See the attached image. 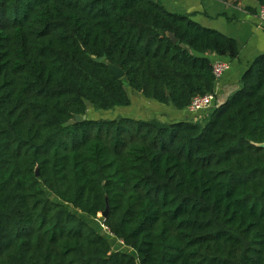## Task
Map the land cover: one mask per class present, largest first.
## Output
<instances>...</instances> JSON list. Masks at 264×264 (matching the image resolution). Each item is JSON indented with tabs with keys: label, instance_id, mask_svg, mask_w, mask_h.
<instances>
[{
	"label": "trees",
	"instance_id": "16d2710c",
	"mask_svg": "<svg viewBox=\"0 0 264 264\" xmlns=\"http://www.w3.org/2000/svg\"><path fill=\"white\" fill-rule=\"evenodd\" d=\"M206 54L238 46L153 0H0V264H264V55L201 122L87 118L124 84L187 109ZM106 208L134 256L71 212Z\"/></svg>",
	"mask_w": 264,
	"mask_h": 264
},
{
	"label": "crops",
	"instance_id": "0c3cea01",
	"mask_svg": "<svg viewBox=\"0 0 264 264\" xmlns=\"http://www.w3.org/2000/svg\"><path fill=\"white\" fill-rule=\"evenodd\" d=\"M153 1L159 2L166 11L172 14L190 16L191 20L200 26L215 30L236 41L238 46V58L236 60L205 55L212 64L216 62L229 64V69L222 74L215 84L213 105V111H215L240 89V80L248 67L256 58L264 55V23L257 15L260 4L257 0ZM137 98L139 105H134L130 100L131 104L128 107L129 109L133 107V112L136 114L123 115L124 117L136 121L156 120L169 124L173 122H201L204 117L213 112L192 115L186 109L179 111L171 105H162L145 98ZM148 107L151 108L152 113H148ZM138 114L140 116L150 115L139 117Z\"/></svg>",
	"mask_w": 264,
	"mask_h": 264
},
{
	"label": "rangeland",
	"instance_id": "374dc122",
	"mask_svg": "<svg viewBox=\"0 0 264 264\" xmlns=\"http://www.w3.org/2000/svg\"><path fill=\"white\" fill-rule=\"evenodd\" d=\"M124 88L127 92L129 99L133 102V104L139 105V101L136 100V97L138 98L139 97L144 98V97H142L139 93H136L132 91L131 89H129L126 84H124ZM128 107H119V108L117 107L109 111H96L92 109L91 107H88L87 118L90 120H95V121H103V120H111L112 118L115 119V117L117 118L118 116L124 117L123 115H134V113L136 114V112H133V107L130 109ZM147 110H148V113H152L151 108L148 107ZM211 111H213V109ZM149 115L150 114L140 116V114H138L139 117H144V116L148 117ZM49 197L52 198V196L50 195ZM71 212L79 216L87 225L92 227L97 233L103 234L105 236V239L109 243L111 249L114 252H122V253H126V254L134 256V253L131 250L124 247V245L120 241H118L112 235H110V233L107 231V229L103 225V219L101 217V214H99L95 219H91L73 210H71Z\"/></svg>",
	"mask_w": 264,
	"mask_h": 264
},
{
	"label": "built area",
	"instance_id": "2783aa9c",
	"mask_svg": "<svg viewBox=\"0 0 264 264\" xmlns=\"http://www.w3.org/2000/svg\"><path fill=\"white\" fill-rule=\"evenodd\" d=\"M257 15L261 22L264 23V5H260ZM229 69V64L225 62H216L212 64V73L216 81L220 79L222 74ZM215 101L214 93L198 96L192 99L190 105L186 109L190 114L197 115L204 112H210L213 109Z\"/></svg>",
	"mask_w": 264,
	"mask_h": 264
},
{
	"label": "water",
	"instance_id": "95a60500",
	"mask_svg": "<svg viewBox=\"0 0 264 264\" xmlns=\"http://www.w3.org/2000/svg\"><path fill=\"white\" fill-rule=\"evenodd\" d=\"M168 37L173 44H177V40L175 39V37L172 34H169ZM179 47L181 49H188L186 46H184L182 44H180ZM107 66H108L109 71L113 74V76L116 79L121 80L124 78V73L119 68H117L116 66L111 65V64H107ZM81 119L86 120V116H83L82 118H80L79 116L75 117L76 122H79ZM259 148L264 150V143L259 145ZM35 173H36V176L38 177L39 174H38L37 169L35 170ZM107 215H108V208H106L105 212L101 213V217H102L103 221L107 218ZM100 236L105 239V236L103 234H100Z\"/></svg>",
	"mask_w": 264,
	"mask_h": 264
}]
</instances>
